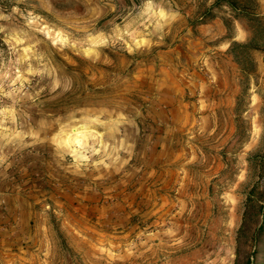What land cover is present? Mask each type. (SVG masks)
<instances>
[{
  "label": "rangeland",
  "instance_id": "374dc122",
  "mask_svg": "<svg viewBox=\"0 0 264 264\" xmlns=\"http://www.w3.org/2000/svg\"><path fill=\"white\" fill-rule=\"evenodd\" d=\"M214 1L0 0V264H264V0Z\"/></svg>",
  "mask_w": 264,
  "mask_h": 264
},
{
  "label": "trees",
  "instance_id": "16d2710c",
  "mask_svg": "<svg viewBox=\"0 0 264 264\" xmlns=\"http://www.w3.org/2000/svg\"><path fill=\"white\" fill-rule=\"evenodd\" d=\"M222 4H226L227 6H229L236 15H244V16H250L251 15L250 11H249L250 5H249V3H247V1H243V0H215L214 3L212 4V6L205 13L204 17H209L210 16L209 12H211L213 8L221 6ZM3 44L4 43H3L2 38L0 36V48L3 47ZM244 228H245V225L242 226L241 232L243 231ZM263 229H264V217L261 221L260 226L255 230L254 233L257 234L259 231H261Z\"/></svg>",
  "mask_w": 264,
  "mask_h": 264
}]
</instances>
